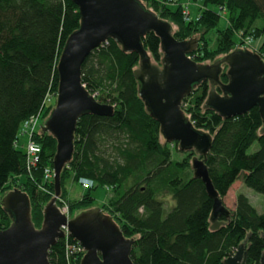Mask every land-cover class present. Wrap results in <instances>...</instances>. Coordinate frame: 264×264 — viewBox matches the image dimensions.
Listing matches in <instances>:
<instances>
[{
    "label": "trees",
    "instance_id": "obj_1",
    "mask_svg": "<svg viewBox=\"0 0 264 264\" xmlns=\"http://www.w3.org/2000/svg\"><path fill=\"white\" fill-rule=\"evenodd\" d=\"M201 1L196 17L186 20L181 6L140 0L146 9L177 26L174 35L178 40H197L190 54L197 62H214L247 37L259 40L260 53H264V0ZM222 12L227 20L224 27L220 26ZM81 20L73 0H0V192L4 196L17 188L27 193L37 228L42 225L45 205L55 194L53 179L45 180V170L53 168L57 141L43 126L34 132L41 152L31 171L27 170L26 151L16 143L26 119L39 113L45 122L48 119L54 103L45 100L49 94L57 95L59 60ZM142 42L160 66L164 56L160 38L148 32ZM139 60L137 52L124 51L120 42L110 38L83 64V83L100 103L115 105V113L85 114L78 120L75 151L61 181L60 198L68 201L70 217L94 207V190L103 187L111 195L101 208L133 241L131 257L136 264H224L248 234L247 264H259L264 252V213L240 193L231 217L220 216L225 222L211 230L213 200L204 182L194 177L195 152H182L177 142L162 141L158 120L139 96L141 84L134 75ZM220 79L229 81L226 65ZM209 90V81H200L184 99L183 108L197 129L213 135L209 154L200 158L215 189L224 199L241 179L264 194L259 108L225 118L204 108ZM256 142L259 148L249 153ZM81 177L93 179L95 186L79 199H68L67 182L78 183ZM12 220L0 201V230ZM49 260L50 264L67 263L63 239L51 248Z\"/></svg>",
    "mask_w": 264,
    "mask_h": 264
},
{
    "label": "water",
    "instance_id": "obj_2",
    "mask_svg": "<svg viewBox=\"0 0 264 264\" xmlns=\"http://www.w3.org/2000/svg\"><path fill=\"white\" fill-rule=\"evenodd\" d=\"M82 16L79 29L67 39L59 64L56 104L43 130L54 136L57 151L53 160V198L44 207L40 228L32 220L27 193L13 189L1 199V207L12 217L11 225L0 230V264H50L51 248L65 236L67 227L86 250L81 264H136L131 257L133 241L127 239L115 219L100 207L83 210L72 218L61 211L58 199L62 193V172L74 154L75 131L85 114L113 116L115 105L100 103L83 83L82 68L90 54L110 38L120 42L124 51L140 55L134 70L141 87L139 96L147 111L158 120L160 132L168 143H178L182 152L193 150L194 177L200 178L213 200L211 230H217L231 217L215 189L203 159L212 147L213 135L195 127L183 108V102L197 84L208 80L210 90L204 108H211L225 118L243 115L258 107L264 134V61L249 49L235 48L211 63L195 61L190 54L197 40H178L173 24L148 10L140 0H73ZM154 32L161 40L164 56L155 64L145 49L142 37ZM227 66L228 82L220 75ZM222 92H220L218 90ZM42 126V125H41ZM251 234L238 246L224 264H247V243ZM264 238V232L262 234ZM259 264H264V252Z\"/></svg>",
    "mask_w": 264,
    "mask_h": 264
},
{
    "label": "built area",
    "instance_id": "obj_3",
    "mask_svg": "<svg viewBox=\"0 0 264 264\" xmlns=\"http://www.w3.org/2000/svg\"><path fill=\"white\" fill-rule=\"evenodd\" d=\"M153 1L159 2L161 4H166L168 6H181L182 13L185 19L190 20L193 18L190 7L196 4L197 0H153ZM242 40H243L242 43L237 45L235 48L249 49L252 52H256L261 56V58L264 61V53H260L259 46L254 45L255 41L253 40V38L247 37ZM104 44L105 43H103L102 45ZM55 98H57V95L55 96L53 94H49L45 102L47 104H53ZM40 118H42L41 113L37 115H33L30 118L26 119L22 123V126L19 131V139L21 136H25V135L28 137V142L26 143L28 171H31L32 168L36 165V163L39 160V154L41 152V147L33 140L34 132L43 126V125L41 127L38 126ZM19 139L16 143V146H19ZM53 177H54L53 168H47L45 170V180L50 181L53 179ZM78 184L84 190L92 189L95 186L94 180L87 177H81L78 181ZM2 198H3V194L0 192V201ZM59 200L61 201V205H62L61 211L65 213L68 216V218H70L69 207L67 205V202L64 201L62 198H59ZM63 229L65 232V236L61 239H63L65 242L66 260H67L66 264H81V260L86 254V250L84 249V246L71 234H69L70 231L67 227H64Z\"/></svg>",
    "mask_w": 264,
    "mask_h": 264
},
{
    "label": "rangeland",
    "instance_id": "obj_4",
    "mask_svg": "<svg viewBox=\"0 0 264 264\" xmlns=\"http://www.w3.org/2000/svg\"><path fill=\"white\" fill-rule=\"evenodd\" d=\"M144 5L147 6L146 3ZM200 7H202V1L201 0H197L196 4H194L190 7L193 17H196V15L199 13ZM226 23H227L226 16H225L224 12H222L220 26L224 27L226 25ZM173 27H174V31H175L177 29V26L173 25ZM259 44H260L259 40L254 42L255 46H259ZM207 63H211V62H207ZM56 99L57 98H55L54 104H56ZM43 124H44V120L42 118H40L38 126L41 127V125H43ZM162 141L165 142V140L163 138H162ZM27 142H28V137L26 135L20 137L19 147L24 151L27 150V147H26ZM258 148H259V144L256 142L250 147L248 152L252 153V152L256 151ZM179 156H182V155L175 154V157H179ZM67 189H68V193H69L68 199H71V200H76V199L81 198L83 193L86 191L78 183L72 182L71 180H69L67 182ZM240 193H243L246 196H248L251 203L257 208V210L260 213H264V194L259 193L255 190H253L252 188L246 186L241 179L237 180L231 186L228 194L226 195V197H224V203L231 210V212L236 209L237 196ZM110 195L111 194H110L108 189H105L103 187H98L97 189H95L94 190V197L96 198V201H95L94 207H100L101 208L102 205L106 202L107 198ZM62 199L67 202V205L69 207L68 201L64 198H62ZM59 206L61 208L62 205H59ZM75 215L76 214H74L72 217H74ZM72 217H70V218H72Z\"/></svg>",
    "mask_w": 264,
    "mask_h": 264
}]
</instances>
